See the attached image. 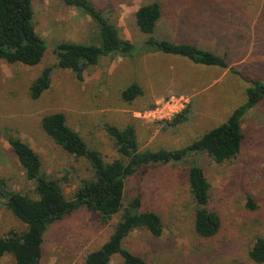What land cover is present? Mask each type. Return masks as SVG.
<instances>
[{
    "label": "rangeland",
    "instance_id": "374dc122",
    "mask_svg": "<svg viewBox=\"0 0 264 264\" xmlns=\"http://www.w3.org/2000/svg\"><path fill=\"white\" fill-rule=\"evenodd\" d=\"M152 1L162 7L157 37L194 43L224 55L229 66L246 78L264 79V0H92L119 35L136 44L146 34L138 30L134 12ZM32 4L35 29L47 43L42 60L34 66L0 60V179L10 190L37 197L34 183L25 177L6 140L8 134L19 136L38 153L43 173L57 182L66 198L73 196L81 180L92 177L86 159L67 153L43 131L41 118L50 112L64 113L66 123L109 162L119 154L106 124L118 128L132 124L140 150L176 149L223 122L246 99L248 80L229 68L198 65L161 52L135 62L103 56L78 80L71 70L56 66L53 48L63 40L97 44L95 23L63 0H32ZM47 66L52 67L49 88L32 99L30 82ZM133 81L142 95L127 103L121 91ZM168 93L191 96L181 121L172 118L156 124L133 115ZM243 130L245 138L236 157L220 164L206 154L193 158L211 185L208 209L221 219L215 236L205 239L194 231L189 158L180 164L151 165L127 180L125 201L138 191L142 210L156 212L163 230L154 236L144 228L135 229L124 238L123 247L146 264H258L247 251L256 237L264 235V100L245 116ZM119 218L120 213L103 223L96 212L75 210L46 231L41 264H82L87 252L106 241ZM24 229L0 204V235ZM0 264H15L14 258L5 254ZM108 264H123L122 258L115 254Z\"/></svg>",
    "mask_w": 264,
    "mask_h": 264
},
{
    "label": "trees",
    "instance_id": "16d2710c",
    "mask_svg": "<svg viewBox=\"0 0 264 264\" xmlns=\"http://www.w3.org/2000/svg\"><path fill=\"white\" fill-rule=\"evenodd\" d=\"M63 2L82 11L97 27V44L63 40L54 45L56 66L71 70L78 80L83 79L84 70L88 66L97 64L103 56L117 55L135 62L143 55L161 52L184 57L198 65L229 68L232 73L248 80L246 99L223 122L176 149L140 150L132 124L123 128L106 124L104 129L119 154V157L109 162L104 161L102 154L90 148L79 133L66 123L64 113L54 111L45 114L41 118L43 131L67 153L86 159L93 172L90 179L81 180L69 199L64 196L57 182L43 173L38 153L19 136L6 135L25 177L34 183L37 197L10 190L4 180L0 179V204L9 208L25 225L21 232L9 231L0 235V258L10 254L15 264H41L42 247L48 228L75 210L85 208L96 212L103 223L118 213L120 218L106 241L86 253L82 264H108L115 254L122 258L123 264H146L143 257L123 247V240L138 228L159 236L163 224L156 212L142 210L138 191L125 201L126 182L144 173L151 165L180 164L189 158L192 160L187 169V182L194 203L193 228L202 238L215 236L220 231L221 219L216 212L208 209L211 185L202 166L193 158L197 154H206L220 164L237 156L245 138L243 120L264 100V79L246 78L239 70L229 66L224 55L194 43L157 37L155 30L162 17V7L157 1L143 4L134 12L138 30L146 34L138 44L122 38L117 27L92 0ZM33 18L32 0H0V60L28 66L40 63L47 43L36 31ZM51 70V66L44 67L30 82V98H39L49 88ZM139 95H142V89L136 81L121 91V99L127 103ZM186 110L172 120L181 121ZM248 203L254 207L250 199ZM247 255L255 263H264V235L255 238Z\"/></svg>",
    "mask_w": 264,
    "mask_h": 264
},
{
    "label": "built area",
    "instance_id": "2783aa9c",
    "mask_svg": "<svg viewBox=\"0 0 264 264\" xmlns=\"http://www.w3.org/2000/svg\"><path fill=\"white\" fill-rule=\"evenodd\" d=\"M191 103L186 93H168L158 96L151 106L136 110L133 115L148 123H164L182 113Z\"/></svg>",
    "mask_w": 264,
    "mask_h": 264
}]
</instances>
